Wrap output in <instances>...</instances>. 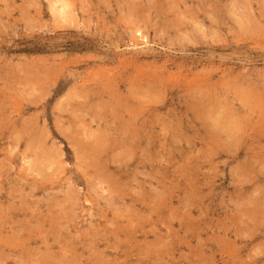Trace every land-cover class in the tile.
<instances>
[{
  "label": "rangeland",
  "instance_id": "1",
  "mask_svg": "<svg viewBox=\"0 0 264 264\" xmlns=\"http://www.w3.org/2000/svg\"><path fill=\"white\" fill-rule=\"evenodd\" d=\"M65 1L0 0V264H264V0Z\"/></svg>",
  "mask_w": 264,
  "mask_h": 264
},
{
  "label": "bare ground",
  "instance_id": "2",
  "mask_svg": "<svg viewBox=\"0 0 264 264\" xmlns=\"http://www.w3.org/2000/svg\"><path fill=\"white\" fill-rule=\"evenodd\" d=\"M59 1H60V0H59ZM64 1H65V0H64ZM65 2H66V1H65ZM65 2H64V3H65ZM67 4H68V2H67ZM65 7H66V5L64 6V8H65ZM68 7H70V6H68ZM55 8H56V10L58 9L56 6H55ZM55 8H54V9H55ZM65 9H66V8H65ZM59 10H60V8H59ZM66 10H67V9H66ZM57 11H58V10H57ZM66 12H69V11H66ZM61 14H62V13H61ZM66 14H67V13H66ZM66 14H65V15H66ZM133 85H134V84H133ZM136 118H137V117H136ZM115 139H116V138H115ZM113 142H114V141H113ZM91 176H92V175H91ZM62 257H63V256H62Z\"/></svg>",
  "mask_w": 264,
  "mask_h": 264
}]
</instances>
